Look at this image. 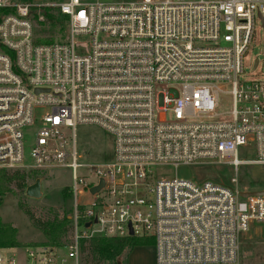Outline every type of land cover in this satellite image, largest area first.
<instances>
[{
	"label": "built area",
	"instance_id": "obj_1",
	"mask_svg": "<svg viewBox=\"0 0 264 264\" xmlns=\"http://www.w3.org/2000/svg\"><path fill=\"white\" fill-rule=\"evenodd\" d=\"M45 8L67 15L64 40L34 41ZM0 9V168H65L72 198L69 242L27 246L23 259L0 253V264H81V242L95 236L151 237L155 264H239L240 235L264 222V194L241 197L237 181L241 166H264V78L243 68L264 0H0ZM223 91L228 117L216 112ZM78 124L112 137L110 158L79 161ZM201 162L228 165L231 184L159 170Z\"/></svg>",
	"mask_w": 264,
	"mask_h": 264
},
{
	"label": "rangeland",
	"instance_id": "obj_2",
	"mask_svg": "<svg viewBox=\"0 0 264 264\" xmlns=\"http://www.w3.org/2000/svg\"><path fill=\"white\" fill-rule=\"evenodd\" d=\"M104 1L129 2L138 0ZM34 28L37 29L38 24H35ZM58 36L59 35H57V37ZM257 56L260 59V63L258 67L253 70L252 64ZM243 68L246 77L264 78V26L259 18L255 19L254 33L249 43L248 53L243 59ZM231 109V95L225 91L220 92L216 112L220 116L228 117ZM46 111V107L35 109L36 115H41ZM61 130L64 136L70 140L72 136L71 129L62 127ZM75 134L77 150L81 156V158H79L80 162L101 161L111 157L113 148L112 137L98 126L92 124H78L75 128ZM33 141L34 130H31L29 127L23 139L24 165H29L32 162L30 150ZM239 157L251 158L253 154L243 152L242 149H240ZM228 160L229 159H223L224 163ZM0 169H8L10 171L19 169L20 171L23 170L28 174L37 176L36 178H40L42 194L37 198L27 196L25 194V189L18 190L14 188V181L11 185H8L10 191L5 193L0 202V221L2 223H12L17 228V238L19 241L31 243L32 245H43L42 243L45 241L44 233L30 220L24 211V207H29L34 210L36 214L43 217L54 212H57L59 215L63 212L69 213L72 205V198L69 193L67 195L64 194V191L69 190L71 183L69 170L65 168H45L43 170H37L24 167ZM159 170L162 172V176H176L177 178L193 181L208 179L224 185H230L231 178L235 176V173L228 165L218 164L216 162H201L192 165L178 164L177 166L167 165L161 167ZM33 179L34 176H29L27 182L33 183L35 181H32ZM237 181L239 188L247 189L248 191L262 189L264 187V166H241L237 175ZM253 229H256L258 233L255 237ZM146 240L153 246V238L146 237ZM131 249L127 250L121 257L122 264H126L127 254ZM8 252H10V249H0L2 255H6ZM18 252L21 253L20 255L24 253L23 250H19ZM105 264L116 263L114 260H111L106 261ZM239 264H264V222L252 224L247 232L240 235Z\"/></svg>",
	"mask_w": 264,
	"mask_h": 264
},
{
	"label": "trees",
	"instance_id": "obj_3",
	"mask_svg": "<svg viewBox=\"0 0 264 264\" xmlns=\"http://www.w3.org/2000/svg\"><path fill=\"white\" fill-rule=\"evenodd\" d=\"M3 11L0 9V12ZM44 21H36L38 28L34 32V41L36 42H52L64 40L67 33L68 17L66 14L58 12L56 9L45 8ZM57 35H59L57 37ZM29 176H37L28 174L19 169L10 171L8 169H0V202L6 192L10 191L8 185L14 181V188L18 190L25 189L30 183L27 182ZM69 191H64L67 195ZM24 211L30 220L45 236L43 245H64L71 238V219L69 213L63 212L59 215L54 212L45 217L40 216L29 207H24ZM150 245L144 238L134 236L128 237H107L95 236L81 242V262L82 264H105L106 261L121 259L123 254L135 245ZM31 243L20 242L17 238V228L12 223H2L0 221V249L12 248L20 246H30Z\"/></svg>",
	"mask_w": 264,
	"mask_h": 264
},
{
	"label": "crops",
	"instance_id": "obj_4",
	"mask_svg": "<svg viewBox=\"0 0 264 264\" xmlns=\"http://www.w3.org/2000/svg\"><path fill=\"white\" fill-rule=\"evenodd\" d=\"M254 230V237L258 235L256 229ZM253 236V235H252ZM21 242V241H20ZM151 246V247H150ZM27 246H20V247H12L7 248L10 249V252L15 254L19 259H23L25 253V248ZM22 248V249H21ZM144 248V250H143ZM19 250H23V255H20ZM149 251V252H148ZM153 253V255H152ZM126 264H155V256H154V248L150 245H135L133 248L128 252Z\"/></svg>",
	"mask_w": 264,
	"mask_h": 264
},
{
	"label": "water",
	"instance_id": "obj_5",
	"mask_svg": "<svg viewBox=\"0 0 264 264\" xmlns=\"http://www.w3.org/2000/svg\"><path fill=\"white\" fill-rule=\"evenodd\" d=\"M262 24L264 26V20L262 19ZM258 61V58H255L254 60V66L256 65ZM103 184V181H100V184L98 186H95L91 189V192H96ZM25 194L30 197H40L41 196V180L40 178H36L35 181L31 184H29L25 188ZM264 194V187L262 189H256V190H249V191H241L240 196L241 197H247V196H253V195H260ZM70 217V216H69ZM86 226H90V222L86 223ZM130 233H132V230H130ZM116 264H122L121 259H117Z\"/></svg>",
	"mask_w": 264,
	"mask_h": 264
}]
</instances>
